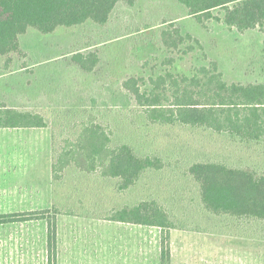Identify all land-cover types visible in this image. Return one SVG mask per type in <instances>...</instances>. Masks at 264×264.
Wrapping results in <instances>:
<instances>
[{"label": "rangeland", "instance_id": "rangeland-1", "mask_svg": "<svg viewBox=\"0 0 264 264\" xmlns=\"http://www.w3.org/2000/svg\"><path fill=\"white\" fill-rule=\"evenodd\" d=\"M211 12L218 17L224 13L220 7ZM166 20L198 39L206 58L196 46L182 58L167 51L158 36ZM19 43L22 53L14 56L10 71H3L7 57H0V82L9 83L12 101L19 96L21 104L29 101L32 109L53 122H63L53 125L58 151L73 124L96 117L108 139L130 143L139 156L159 157L161 168L145 170L124 190L117 189V178L79 171L73 163L60 167L54 180L55 156L48 134L52 126L47 132L27 133L26 140L21 133L0 131V215L14 214L18 219L0 223V264H47L46 220L25 213H51L54 207L60 210L56 264H104L102 257L95 260L103 255L96 249L103 248L107 235L118 242L121 231L131 228V223L107 216L144 200L161 205L178 227L174 229L219 231L231 239H244L252 245L245 251L252 256L251 264H264V221L209 214L200 203L198 184L188 173L195 162L264 171V142L244 143L202 127L149 124L121 88L129 77L148 78L166 69L190 73L209 60L216 61L228 82H263L264 26L239 32L215 18L201 23L196 16L186 15L176 0H138L132 7L117 4L103 26L88 22L47 34L29 29L19 36ZM78 49L99 55L97 68L88 76L75 63L76 68L61 63ZM166 57L174 58L170 67L162 63ZM69 210L73 214H65ZM144 227L145 242L161 244L165 230ZM123 241L134 243L136 237ZM233 259L227 264H235Z\"/></svg>", "mask_w": 264, "mask_h": 264}, {"label": "trees", "instance_id": "trees-1", "mask_svg": "<svg viewBox=\"0 0 264 264\" xmlns=\"http://www.w3.org/2000/svg\"><path fill=\"white\" fill-rule=\"evenodd\" d=\"M137 1L0 0V57H7L3 71H10L14 56L21 55L19 36L27 30L47 34L58 28H75L88 22L103 26L117 4L132 7ZM176 1L186 15L196 16L201 23L203 19L215 18L239 32L264 26V0ZM216 7L223 9L221 17L212 15L211 11ZM164 22L167 26L160 29L158 36L167 51H175L182 58L197 47V53L206 58L198 39L189 33L183 34L173 21ZM183 45L186 46L184 49ZM72 59L84 72L93 71L100 60L99 55L92 51H77ZM173 60V57H166L162 63L170 67ZM121 88L149 124L202 127L227 133L244 143L264 142V81L248 84L228 82L214 60L196 65L190 73L166 69L148 78L129 77L122 81ZM52 120L40 111L8 107L0 100V128L52 126L54 180L58 179L60 167L73 163L79 171H98L103 177L117 178V189L124 190L145 170L161 168L159 157L139 156L130 143L108 139L96 117L88 118L86 122H74L71 135L64 139L58 151L57 132L53 125L63 122ZM188 173L198 184L200 203L209 214L264 221V171L231 167L220 162H195L189 166ZM57 213L60 210L56 207L51 213L47 210L25 213L46 220L47 264H56L57 259ZM65 214L73 213L69 210ZM15 216L1 214L0 223L18 220ZM107 218L165 230L161 236V264H169V230L178 227L155 200L124 206L112 211Z\"/></svg>", "mask_w": 264, "mask_h": 264}, {"label": "crops", "instance_id": "crops-1", "mask_svg": "<svg viewBox=\"0 0 264 264\" xmlns=\"http://www.w3.org/2000/svg\"><path fill=\"white\" fill-rule=\"evenodd\" d=\"M77 51H71L70 57L63 60L67 66L76 68V63L72 57ZM76 65H75V64ZM60 64V63H59ZM97 68V66H96ZM95 68V69H96ZM94 69V70H95ZM80 70V69H79ZM93 70V71H94ZM82 71V70H80ZM91 72H83L87 75ZM58 81L60 78L57 79ZM10 85L8 82H0V100H2L6 106L21 109H32L33 106L29 104V101L21 104L19 96L17 98L10 95ZM21 104V105H18ZM48 127H12V128H0V131L15 132L16 135L23 134L24 139H27V133L34 131L47 132ZM48 133L51 141V154H52V127H50ZM117 222V221H114ZM127 223V222H122ZM145 226V225H144ZM141 224L131 223V228L125 232L119 238L118 242H113V235L106 236L109 239L103 246H99L96 251H103V255L95 257L103 258L104 264H161V244H150L145 242L146 230ZM127 236L124 238V236ZM128 237H136L134 243H125L123 240ZM231 235H226L224 232H208L203 230H186V229H173L169 232V264H227L234 258L235 264H251V254H245L247 248L251 249L252 245L249 242H245L244 239H231ZM242 238V237H240ZM243 240V241H242ZM237 251V252H236ZM237 253V254H235ZM233 259V260H234Z\"/></svg>", "mask_w": 264, "mask_h": 264}]
</instances>
